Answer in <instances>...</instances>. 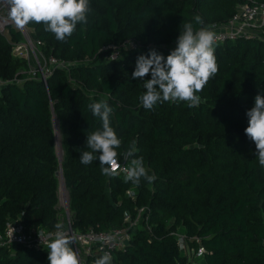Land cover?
Here are the masks:
<instances>
[{
  "label": "trees",
  "instance_id": "16d2710c",
  "mask_svg": "<svg viewBox=\"0 0 264 264\" xmlns=\"http://www.w3.org/2000/svg\"><path fill=\"white\" fill-rule=\"evenodd\" d=\"M243 3L264 0H89L87 23L77 24L66 41L43 23L26 26L39 52L68 64L45 80L11 52L21 33L10 29L11 41L0 33V233L10 219L26 230H55L61 175L73 231L125 227V212L131 220L138 216L111 264H186L172 234L177 226L198 238L204 264H264V167L245 134L246 113L264 94V30L262 38L214 45L219 70L198 93V107L165 101L145 109L138 99L144 82L132 77L138 56L154 49L166 58L175 49L169 45L183 22L198 28L200 16L204 27L219 25ZM131 40L133 50L109 57L110 46ZM101 100L113 108L111 126L122 141L116 161L136 141V156L157 176L153 183L142 178L137 186L115 172L104 176L98 159L81 164L80 155L91 151L87 135L102 127L88 105ZM130 188L133 197L126 194ZM47 257L46 247H0V264H49Z\"/></svg>",
  "mask_w": 264,
  "mask_h": 264
},
{
  "label": "clouds",
  "instance_id": "9594fccd",
  "mask_svg": "<svg viewBox=\"0 0 264 264\" xmlns=\"http://www.w3.org/2000/svg\"><path fill=\"white\" fill-rule=\"evenodd\" d=\"M8 8V17L18 29H24L30 23L45 25V31L55 35L58 41H66L74 33L77 24L87 23V15L91 11L89 0H4ZM194 28L190 22H183L177 46L165 58L156 50L148 56L140 55L132 77L142 80L146 90L138 99L145 109H153L157 102H186L194 108L201 104L202 92L206 84L219 70L215 56V33L203 26V19L195 17ZM151 79L144 80L146 75ZM93 116L98 117L102 127L87 135L86 146L91 151L80 155L83 165L99 160L101 173L111 177L114 173L113 162L118 159L117 149L122 141L111 126L113 108L108 102L101 100L88 105ZM247 137L255 143L259 165L264 167V94H257L254 107L247 111ZM138 152L136 141L125 153L131 158L130 166L123 169L125 182L139 185L143 178L149 184L157 176L149 174L142 156ZM94 153H99L98 156ZM54 238L47 242L49 264H81L78 253L71 246L76 242L75 234H69L61 222L54 225ZM113 257L109 252L97 258L94 264H111Z\"/></svg>",
  "mask_w": 264,
  "mask_h": 264
},
{
  "label": "built area",
  "instance_id": "2783aa9c",
  "mask_svg": "<svg viewBox=\"0 0 264 264\" xmlns=\"http://www.w3.org/2000/svg\"><path fill=\"white\" fill-rule=\"evenodd\" d=\"M4 0H0V9L6 8ZM7 22H2V26ZM215 33V44L222 43L224 41H235L238 39L259 38L260 33L264 30V3H243L236 6L233 14L230 18L219 25H211L208 27ZM27 27L24 29H18L23 33L24 39L27 40L28 32ZM29 30V29H28ZM22 41V40H21ZM18 41L12 43V53L17 56L28 58L27 55H23V48L25 43ZM29 53L33 55L36 60V65L30 67L32 73L35 75L37 71L40 72V77L45 80L51 75L55 67L68 68V64L53 55L48 57L44 56L36 47V43H29ZM129 45L131 49L136 47V44L131 40L127 41L121 46L112 45L110 58L115 59L118 57L120 50ZM177 40L171 42L170 48H176ZM107 48V47H104ZM18 50L19 52H16ZM42 58L41 61L38 57ZM37 58V59H36ZM114 172L125 176L123 171L127 166L123 163L118 165L117 161L113 162ZM126 194L133 197L134 190L130 188L126 191ZM141 208L137 209L139 212ZM124 220L127 222V226L114 228L109 230H99L89 227L85 231L75 232L71 229L69 223L64 228L69 234H75L76 242L71 245L73 249L78 253L81 264H87L85 262L86 257L96 254H102L109 252L112 256V252L116 249H123L130 241L129 229L136 222V217L131 220L128 212L124 213ZM56 230H45L43 228H31L24 229L22 225L17 221L10 219L6 222L3 233H0V247L7 245H32L35 247H46L49 237L54 238ZM47 248V247H46ZM198 252H202V247L198 246ZM94 264V263H89ZM178 264V263H176Z\"/></svg>",
  "mask_w": 264,
  "mask_h": 264
},
{
  "label": "rangeland",
  "instance_id": "374dc122",
  "mask_svg": "<svg viewBox=\"0 0 264 264\" xmlns=\"http://www.w3.org/2000/svg\"><path fill=\"white\" fill-rule=\"evenodd\" d=\"M2 22H7V24L2 26ZM10 29L18 30V28L14 25V23L9 19L8 17V8H1L0 9V33H2L8 40L11 41V34ZM19 31V30H18ZM22 35V41L25 43V46L23 48V55H27V61L30 65V67H34L36 65V60L31 54L29 53V43L34 44V40L31 37L30 30L27 29L28 32V38L27 40L24 39L23 33L19 31ZM262 38V36L260 35ZM13 43V41H11ZM124 48H129V45L126 44ZM133 50V49H132ZM16 52H19L16 50ZM119 56V55H118ZM37 59V58H36ZM38 60L42 63V58L39 56ZM72 83H74L71 80ZM54 121L57 122V119L55 116H53V129H54V149L56 152L57 157L59 160L63 157V150L61 147V133L59 131V128L57 127V130L54 126ZM58 126V122H57ZM58 141V143H57ZM130 158H127V156L122 161H117L118 165L125 164L127 167L130 166ZM58 207L61 210L62 216H61V223L63 224L64 228L68 225L70 222V211H69V191L64 185V179L60 175L59 177V186H58ZM138 216H136L137 219ZM174 237L177 238L178 244H179V251L182 256L185 257L186 264H204L201 253L198 252V238L196 236L187 234L185 229L182 226H177L174 231L172 232ZM192 243H195L197 246L193 247Z\"/></svg>",
  "mask_w": 264,
  "mask_h": 264
},
{
  "label": "bare ground",
  "instance_id": "6f19581e",
  "mask_svg": "<svg viewBox=\"0 0 264 264\" xmlns=\"http://www.w3.org/2000/svg\"><path fill=\"white\" fill-rule=\"evenodd\" d=\"M54 126H55V128H56V130H57V122L56 121H54ZM57 143H58V141H57Z\"/></svg>",
  "mask_w": 264,
  "mask_h": 264
}]
</instances>
